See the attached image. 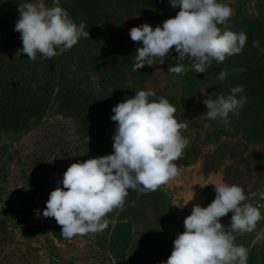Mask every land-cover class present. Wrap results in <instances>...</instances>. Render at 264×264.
<instances>
[{"label": "rangeland", "instance_id": "374dc122", "mask_svg": "<svg viewBox=\"0 0 264 264\" xmlns=\"http://www.w3.org/2000/svg\"><path fill=\"white\" fill-rule=\"evenodd\" d=\"M29 2L62 7L77 25L86 23L89 39L81 37L51 59L16 55L23 47L15 31L18 6ZM218 2L233 10L218 27L246 33L243 51L223 63L213 60L206 73H196L185 59L180 63L189 70L178 75L168 72L177 63L174 47L164 64L157 59L133 71L136 49L143 45L129 35L132 27L148 23L154 29L176 16L180 9L170 0H0V264H160L185 230L193 205L214 200L212 184H236L246 195L264 191V134L251 141L256 125L243 124L249 116L242 109L229 114L228 126L206 119L203 103L230 95L233 87L264 82V0ZM253 40L259 48L252 47ZM221 71L229 73L223 81L217 78ZM140 90L155 92L150 102L166 98L178 122L187 124L182 135L189 144L175 161L181 176L147 194L129 189L123 210L106 215L103 232L63 238L55 219L42 215L50 192L63 187L72 163L113 153L112 108ZM252 98H264V90H254ZM260 114L263 118L264 110ZM246 202L264 216L258 195ZM231 216L221 218L226 228ZM235 243L248 249L247 264H264V219Z\"/></svg>", "mask_w": 264, "mask_h": 264}, {"label": "clouds", "instance_id": "9594fccd", "mask_svg": "<svg viewBox=\"0 0 264 264\" xmlns=\"http://www.w3.org/2000/svg\"><path fill=\"white\" fill-rule=\"evenodd\" d=\"M170 5L180 10L162 26L153 29L144 23L130 29L131 40L143 45L136 49L133 71L145 65L151 67L157 59L164 64L173 47L178 58L168 72L178 75L189 70L180 63L185 59L192 61L191 68L196 73H206L213 60L223 63L226 57L243 51L246 33L218 27L226 25L233 15L229 5L218 0H170ZM18 11L15 31L21 34L23 47L16 55L27 54L32 61L38 54L51 59L70 50L81 37L89 39L86 23L77 25L60 6L48 8L29 2L18 6ZM252 47L259 48V40H253ZM228 75L221 71L217 78L223 81ZM243 91V86H237L230 95L221 93L216 99H205L206 119L228 126L229 114L237 113L247 101L245 96L237 99L236 94ZM150 97H155V92L140 90L114 106L110 117L117 124L113 153L72 163L63 173V187L50 192L42 215L55 219L63 238L103 232L109 225L106 215L115 209L123 210L129 189L147 194L181 176L175 161L183 157L189 144L182 135L187 124L178 122L176 108L166 98L150 102ZM212 185L214 200L206 207L193 205L183 221L185 230L176 236L170 256L160 264H247L248 249L235 241L238 236L252 233L264 219L259 207L246 202L256 195L264 200V191L246 195L236 184ZM229 213L232 216L226 228L221 218Z\"/></svg>", "mask_w": 264, "mask_h": 264}, {"label": "trees", "instance_id": "16d2710c", "mask_svg": "<svg viewBox=\"0 0 264 264\" xmlns=\"http://www.w3.org/2000/svg\"><path fill=\"white\" fill-rule=\"evenodd\" d=\"M172 11L174 12V9ZM173 17H175V15H173ZM257 52H259V50L258 51H254L252 53L253 55H252L251 62L255 61L256 58H258V54L259 53L257 54ZM247 69L249 71L253 70L250 67H248ZM244 89H246V91H247L244 96H248L251 93V95L248 96L247 98L252 99V100H249V99L247 100V102H246V107L247 108L246 107L244 109L241 108L243 110V112H244L243 116H245V115L249 116L248 118L244 117L243 124L245 123V121L249 120V121H251L250 122L251 126L256 125L253 128L250 127L251 129L249 128L254 134V137H253V139L251 141L252 142L253 141H259V140H261L260 136L262 134H264V131H263L264 117L262 118L261 114H260V109L264 110V98H262V99H254V98H252V95H253L254 90L257 91V92L260 91V90H264V82H260V83L252 84V85L250 83H248V84L244 85ZM237 97H238V95H237ZM252 117H254V119H255L254 122L258 121V124H255L254 122H252V120H251ZM259 123H262V124H259Z\"/></svg>", "mask_w": 264, "mask_h": 264}]
</instances>
